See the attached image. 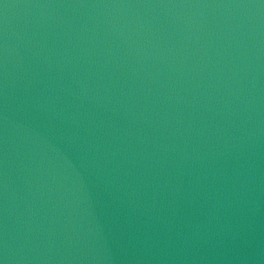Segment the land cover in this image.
Instances as JSON below:
<instances>
[{
	"label": "water",
	"instance_id": "obj_1",
	"mask_svg": "<svg viewBox=\"0 0 264 264\" xmlns=\"http://www.w3.org/2000/svg\"><path fill=\"white\" fill-rule=\"evenodd\" d=\"M0 264H264V0H0Z\"/></svg>",
	"mask_w": 264,
	"mask_h": 264
}]
</instances>
